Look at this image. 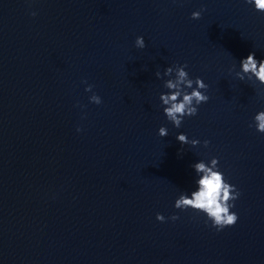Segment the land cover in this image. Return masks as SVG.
<instances>
[{"label":"water","instance_id":"95a60500","mask_svg":"<svg viewBox=\"0 0 264 264\" xmlns=\"http://www.w3.org/2000/svg\"><path fill=\"white\" fill-rule=\"evenodd\" d=\"M250 53L264 60V12L245 0H0V264H264ZM178 65L209 100L175 128L160 95ZM212 159L240 192L222 231L174 207Z\"/></svg>","mask_w":264,"mask_h":264},{"label":"clouds","instance_id":"9594fccd","mask_svg":"<svg viewBox=\"0 0 264 264\" xmlns=\"http://www.w3.org/2000/svg\"><path fill=\"white\" fill-rule=\"evenodd\" d=\"M248 4H254L255 9L259 12H264V0H245ZM203 11V9L201 10ZM35 15V13H33ZM201 17L200 12L192 13L191 19L198 20ZM135 47L144 49L146 47L143 37H137L135 40ZM259 64V67L257 65ZM241 70L243 73L251 72L258 81L264 84V60L257 61L255 53H250L246 59L240 61ZM187 65L168 67L164 71V76H169L175 69L176 79H169L165 87L169 90L168 94L160 95V100L163 102V112L167 120L175 127L180 128L185 117H194L197 115L198 106L207 103L209 97L204 93L207 92V85L200 78L193 81L189 78L188 72L185 71ZM156 77L160 78V73H156ZM243 81L244 77L239 76ZM195 85V87L193 86ZM191 89L189 92L188 90ZM86 92L92 91V86L85 89ZM90 102L96 105L101 104V98L96 94L90 97ZM256 130L264 134V111L259 112L255 117ZM251 126V125H250ZM80 131V129H77ZM158 135L166 137L168 130L166 127L159 129ZM176 139L181 145L191 143L193 146L199 144L197 140L189 141L186 135L180 134ZM209 141L204 142L207 147ZM212 167H208L205 163L200 162L194 165V171L199 174L203 173L197 181L198 189L193 191L190 195H181L175 201V209L186 211L188 209L194 212L203 213L207 220L211 222V226L217 231H222L225 228L232 227L236 224L238 216L236 213L231 212L234 201L240 196V192L235 186L227 183L223 174L218 170V160L212 159ZM175 221L179 219L178 216L173 215L170 217ZM156 220L163 223L165 217L157 214Z\"/></svg>","mask_w":264,"mask_h":264}]
</instances>
